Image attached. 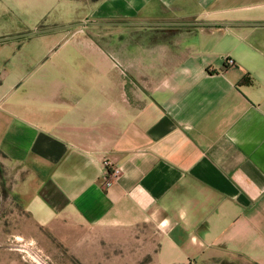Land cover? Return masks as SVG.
Segmentation results:
<instances>
[{"label": "crops", "instance_id": "obj_1", "mask_svg": "<svg viewBox=\"0 0 264 264\" xmlns=\"http://www.w3.org/2000/svg\"><path fill=\"white\" fill-rule=\"evenodd\" d=\"M4 171L76 243L146 228L151 264H264V0H0Z\"/></svg>", "mask_w": 264, "mask_h": 264}, {"label": "rangeland", "instance_id": "obj_2", "mask_svg": "<svg viewBox=\"0 0 264 264\" xmlns=\"http://www.w3.org/2000/svg\"><path fill=\"white\" fill-rule=\"evenodd\" d=\"M9 26L3 25L5 29ZM13 175L5 171L3 178L0 175V264L152 263L156 243L151 229L91 230L89 240L95 242L80 244L60 230L38 228L17 200L18 179ZM109 236L115 241L108 242Z\"/></svg>", "mask_w": 264, "mask_h": 264}, {"label": "built area", "instance_id": "obj_3", "mask_svg": "<svg viewBox=\"0 0 264 264\" xmlns=\"http://www.w3.org/2000/svg\"><path fill=\"white\" fill-rule=\"evenodd\" d=\"M229 63L233 64V61H229ZM111 166L112 165L109 161H105V163H104L105 172H104V177H103V187H105V188L111 187L112 184L120 176V170L119 169H113Z\"/></svg>", "mask_w": 264, "mask_h": 264}, {"label": "trees", "instance_id": "obj_4", "mask_svg": "<svg viewBox=\"0 0 264 264\" xmlns=\"http://www.w3.org/2000/svg\"><path fill=\"white\" fill-rule=\"evenodd\" d=\"M88 1H90L91 3H98V2H100L101 0H88Z\"/></svg>", "mask_w": 264, "mask_h": 264}, {"label": "water", "instance_id": "obj_5", "mask_svg": "<svg viewBox=\"0 0 264 264\" xmlns=\"http://www.w3.org/2000/svg\"><path fill=\"white\" fill-rule=\"evenodd\" d=\"M39 34H41L40 32H37V33H33V34H31L30 36H37V35H39Z\"/></svg>", "mask_w": 264, "mask_h": 264}]
</instances>
